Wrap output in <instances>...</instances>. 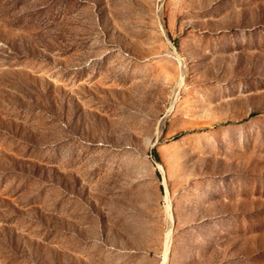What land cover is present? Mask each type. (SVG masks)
Here are the masks:
<instances>
[{
	"label": "rangeland",
	"instance_id": "374dc122",
	"mask_svg": "<svg viewBox=\"0 0 264 264\" xmlns=\"http://www.w3.org/2000/svg\"><path fill=\"white\" fill-rule=\"evenodd\" d=\"M161 263L264 264V0H0V264Z\"/></svg>",
	"mask_w": 264,
	"mask_h": 264
},
{
	"label": "bare ground",
	"instance_id": "6f19581e",
	"mask_svg": "<svg viewBox=\"0 0 264 264\" xmlns=\"http://www.w3.org/2000/svg\"><path fill=\"white\" fill-rule=\"evenodd\" d=\"M180 84H181V83H180ZM157 166H158V167H161V165H160L159 163L157 164ZM165 190H166V188H165ZM166 191H167V190H166ZM164 195H165V197H167V192H165ZM167 204H168V203H167ZM168 207H169V206H168ZM168 213H169V219L172 220V216H171V214H170L169 211H168ZM168 231H169V230H168ZM164 236H165V235H164ZM166 239H167V238H166ZM165 252H166V251H165ZM165 257H166V256H165ZM165 257H164V258H165ZM162 259H163V258H162ZM161 264H162V263H161Z\"/></svg>",
	"mask_w": 264,
	"mask_h": 264
}]
</instances>
